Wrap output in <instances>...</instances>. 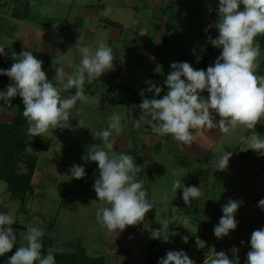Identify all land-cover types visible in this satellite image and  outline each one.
<instances>
[{
    "label": "crops",
    "instance_id": "1",
    "mask_svg": "<svg viewBox=\"0 0 264 264\" xmlns=\"http://www.w3.org/2000/svg\"><path fill=\"white\" fill-rule=\"evenodd\" d=\"M65 1L70 3V0ZM29 2L30 0H27V5L31 8ZM165 2L166 0H96V2L94 0L93 2H88L83 11L109 7L110 11L108 13L113 15L115 13L113 11L114 8L126 6L133 8L135 11H139L141 8L150 10L152 14L154 13V18H151V24L157 26L159 31L153 36L154 40L157 41L162 38L157 33L160 34L161 31L164 34L166 31L165 26L169 22V17L166 15L164 8ZM6 3L7 0H0V7ZM64 5L67 7L68 4L65 3ZM20 6L19 2H12L13 9ZM14 13L16 12L11 11V7L4 11L0 8V25H3V28L5 26L9 27L7 30L8 34L0 29L2 32V34L0 33V44L5 45L8 40L13 49L14 44L17 46L18 55L22 50H28L32 51L36 58L37 56H45V59H48L56 51V46L43 43L51 40L49 36L52 32L49 33L47 29H43L28 21L23 16L14 17ZM159 13L162 16L157 17L156 14ZM86 14H90V16H84L86 18L84 21L97 23L96 19L98 18V20L104 21L101 24L102 27L107 24L113 28L109 33L110 35H108L109 39H106L109 47L112 44L108 42L112 43V41L116 40L122 42L129 39L135 43L140 42L142 51H138V54L146 56L149 66L155 68L158 61L162 65L166 62L164 58H159V52H157L158 54H153L154 51H152L151 45L147 43L149 41H147L146 35L140 36L141 31L145 32V30L140 26L138 19L134 20V28L125 30L126 34L123 30L124 26L118 21L119 19L115 20L116 18L107 17L108 15L105 16L104 14L101 15L99 12L96 13V17L92 12H87ZM91 14L94 15V19ZM98 14L100 15L98 16ZM171 25L173 27L170 29L171 34L167 30L166 35H170L172 40H176L174 38L176 35L174 31L175 24ZM86 28V30L75 31L74 36L65 34L61 30V34L54 39L56 45L61 46L62 52H68L65 57L70 58L68 55H72L77 50L75 47L77 42L80 45V41L86 40L90 42L88 44L89 47L94 41L100 42L101 38L97 34L101 30L91 28L90 25H87ZM208 32L204 34L212 37L213 33L208 34ZM65 37L69 38L67 39L69 42H64L63 39H66ZM122 44L117 45L118 49L122 48ZM113 47H111L114 55L113 68L104 73V76L105 79H108L114 85L113 87L111 86V90L108 88L107 94L109 96L101 95L103 109H98V113L104 114V116H99L103 121L97 125V128L88 131L67 125L64 129L50 130L40 137L43 142L49 143L47 149H32L31 146L26 148V154H23V157L26 155L27 157H24L23 161L30 156L35 159L31 179L32 193L27 195L28 199L26 200L28 209L34 210V207H36L37 210L35 211L40 213V207L43 206L45 201L49 200L47 199L49 197L45 192V200H42L44 202L40 205L41 200L35 198L39 194L38 189L43 188L47 191L48 189L56 188L61 178L68 177L72 181L71 184L74 185V188L83 198L84 205L82 206L81 216L87 217V220L83 222L85 225L91 223L94 227L98 225L97 230L102 231L104 234V241L108 244L107 247L96 249L99 250V254L96 257H102L104 264H143L150 245H153L156 261L165 257L168 251L183 250L196 264H203L204 259L211 257L215 250L216 252H225L233 260V264H246L247 252L250 250L251 233L256 229L264 228V210L257 206L258 202L264 199V156L247 149V146L240 141V136L250 135L253 130L246 129L243 126H238L236 131L231 134H223L219 129L206 130L200 134L193 130L194 134H196V141L191 146L175 141L171 135L161 136L153 133L152 125L155 122L150 117L144 116L139 107H133L135 106L132 103L133 96L127 100V97L122 99L117 94V89L120 86V81L118 80L121 78L124 80L127 76V71L123 68L122 62L117 63L118 54L115 46ZM203 49L206 51L205 46ZM260 51L264 52V49L260 48ZM5 52L7 53L6 56H0V67L3 68L6 67L12 54H10L9 45L5 46ZM181 56L184 58L180 59L181 62L190 63L188 58L185 57L187 56L185 52H181ZM201 59L196 64L190 63L191 66L200 70ZM141 63H138V67ZM65 71L70 73L72 69L67 68ZM256 74L264 75V70L259 67L256 70ZM149 80L146 81V86L143 90L146 96L148 95L149 84H151ZM0 81L3 83L4 81L9 82L3 79H0ZM53 82L55 83V80ZM92 84L93 82H85L84 93H90L88 95L95 98L96 85L94 83L95 87H92ZM57 85H60L62 90L60 92L61 98H66L75 91V89L65 90L61 84L56 83L55 86L57 87ZM156 85L158 86V83ZM1 86L7 88V85L2 84ZM131 86L134 85H129L128 82L125 83V87L128 89L135 88L134 90L136 91H142L139 85L135 84L137 87L133 88ZM202 95L207 97L208 93L205 91ZM137 101L139 104L142 103L140 99ZM88 102V99L84 103L78 102L76 108L87 109L90 106ZM8 103H11V100L7 103L0 100V121L5 123H9L15 113L14 107L8 106ZM119 108H122V110ZM113 113L120 114L123 126L121 132H113L112 137H110L114 144L113 151L117 154L123 152L133 156L137 166H139L137 159H141L142 166L140 172L137 173V180L144 182L148 200L154 201L152 210L146 214L145 219L140 224L127 226L124 231L118 233H111L107 229L102 228L96 220L97 210L106 206L104 202L98 200L93 188L95 180L99 177V169L96 162L84 159L89 146H102V141L95 134L108 127L109 117ZM212 114L216 121H219L220 117L214 112ZM77 115L74 114L73 116L79 118ZM254 131L264 136V120L257 124ZM135 133L139 134L137 139L134 138ZM157 145L158 148L155 150L154 147ZM224 152H232V156L229 160V167L224 171H219L216 168L215 158ZM74 164L85 168L86 176L84 178L79 180L71 178L69 169ZM20 167L22 171L25 170L23 162ZM173 168L184 169L186 175L181 180L185 186L201 188L202 195L198 199L193 200L190 205H186L183 201V189H178L176 193L171 191L172 181L176 179V177L171 175ZM165 193H167L166 200L163 199ZM228 199L243 201L235 215L238 226L228 236L223 239H217L213 229L219 223L223 215L222 206ZM52 202L55 205L58 204L56 201ZM173 207L176 209L173 210ZM1 211L3 212L0 208ZM31 217L32 215H29V218ZM164 219L171 221L168 229V241L164 242L161 238H150L151 231L159 229L161 226L160 222ZM51 236V232L47 233V231H44L41 242L43 245L42 251L45 249V253L42 255H46L48 249L53 248L50 246V239H48ZM185 236L188 237L187 243H184L182 239ZM241 240H245V244L241 245ZM63 248H65L64 245ZM78 248L76 246L74 249L77 250ZM115 248L117 251L114 250ZM233 248L238 249V251L233 252ZM81 249L84 252V248L81 247ZM86 256L89 257L88 255ZM0 258L1 264L4 261L8 264L9 255L5 254ZM56 264L60 263L56 261ZM155 264H158V262Z\"/></svg>",
    "mask_w": 264,
    "mask_h": 264
},
{
    "label": "clouds",
    "instance_id": "2",
    "mask_svg": "<svg viewBox=\"0 0 264 264\" xmlns=\"http://www.w3.org/2000/svg\"><path fill=\"white\" fill-rule=\"evenodd\" d=\"M208 10L211 12V7ZM103 11L107 15L110 8L105 7ZM217 15L218 20L209 27H215L219 34L216 38L207 37V43L221 50L214 65L208 66L205 71L194 69L188 62L171 63V72L164 82L166 94L156 98L163 89L153 83L147 91L154 92L155 96L146 98L142 90L139 94L145 98L133 107H139L144 116L156 122L152 125L153 133L171 135L175 141L187 146L196 141L193 130L200 134L206 130L219 129L223 134H231L238 126H243L253 131L250 135L240 136L241 143L264 156V136L254 131L257 124L264 120V75L256 74L260 47L255 43L258 35H264V0H219ZM208 30L204 29L206 33ZM145 35L141 31L140 36ZM75 47L81 56L79 67L73 73L66 72L63 67L57 68L55 83L42 69L43 61L37 59L32 51L22 50L19 55L13 52L14 63L11 67L0 69V75L9 77L11 81L6 90L0 91V100L7 103L17 96L22 99L23 116L30 136L41 137L50 130L66 128V122L73 113L78 114L80 111L76 108L77 103H84L88 99L84 94L85 82L91 83L113 68V51L105 43L101 42L94 51L89 46L81 47L78 42ZM6 55L5 45L0 44V56ZM199 59L201 57L198 56ZM56 83L65 90L75 91L61 98ZM205 91L207 97L202 95ZM213 112L220 117L219 121H216ZM79 125H83L82 120H79ZM122 127L120 114L113 113L109 117L108 127L95 134L102 141V146H89L84 157L86 161L98 164L99 177L93 188L98 200L106 206L97 210L96 220L111 233L140 224L154 206V201L147 198L144 182L137 180V173L141 169L134 157L113 151L114 144L110 137L113 132H121ZM231 156L232 152H224L216 157L217 170H226ZM69 172L71 178L77 180L86 176L85 168L80 165L74 164ZM171 175L176 177L172 181L171 191L176 193L178 189H183L182 198L186 205L202 195L200 187L182 183L181 178L186 175L183 168H173ZM163 199H167V193ZM242 203L228 199L222 206L223 215L213 229L217 239H223L236 230L238 222L235 215ZM257 206L264 210V199ZM14 223L13 215L0 212V256L11 252L17 242L12 227ZM160 223L161 227L152 230L150 238H161L167 242L171 221L164 219ZM43 235L42 228L28 226L23 236V240L27 241L26 246L20 245L9 257L8 264H56L54 254L58 249L49 248L47 254L42 255ZM182 239L184 243L188 242L187 236ZM249 243L246 264H264V228L254 230ZM232 251L238 249L233 248ZM158 264L196 262L179 250L168 251ZM203 264H233V260L225 252L214 250Z\"/></svg>",
    "mask_w": 264,
    "mask_h": 264
},
{
    "label": "rangeland",
    "instance_id": "3",
    "mask_svg": "<svg viewBox=\"0 0 264 264\" xmlns=\"http://www.w3.org/2000/svg\"><path fill=\"white\" fill-rule=\"evenodd\" d=\"M93 1L94 0H70V3H68L65 0H30L29 4L31 8L29 7V11L26 13L24 9L27 4V0L16 9L12 8V2L18 3V1L7 0V3L0 8L2 11H4L11 7V11L13 10L19 12L20 16H23L28 21L35 23L43 29H47L49 33L52 32V34H50L49 36L51 40L49 42L47 40L43 44H50L51 46L55 45L56 51L52 55H48V65L46 64L45 56H42L43 58H38V56L37 59L43 61L42 69L46 70L45 73L47 77L49 79L52 78V80L54 81L56 70L57 68H59V66H62L64 70H66L67 68H69L70 70L72 69L70 73H73L79 67L81 60V56L78 50L74 51L72 55L69 54V58L65 57L68 52H62L61 46L56 45L54 39L57 38L59 34H61V30L64 31L65 34H72L74 36L75 31L86 30V26L90 25L91 28L101 30V32L99 33L98 31L97 34L101 38L100 42H92L90 48L94 51L101 42L107 45L106 39H109L108 35H110L109 33L113 28L105 23V27H102L101 24L104 21L98 20V18L96 19L97 23L84 21L86 19L84 16H90V14H86L87 12H92L93 14H95V17L96 13L98 12L101 15L104 14L103 9L98 8H95V10L86 9L88 10L86 12L83 11V9H85V5L88 4V2ZM65 3L68 4L67 7H65ZM218 3L219 0H166V2L164 3V8L166 11V15L169 17V22L168 25L165 26V30H168V32L170 33V29L173 28L171 24H175L174 31L176 35L174 36V38L176 40H172V38H170V35H166V31L164 34L160 31V34L157 33V35L161 37L166 36V39L163 42H161L160 39H158L157 41L154 40L153 36L156 35L158 28L157 26L151 24V18H154V13L152 14L150 10L141 8L139 11H135L133 8L126 6L123 8H114V16L108 13L107 17L116 18L115 20L119 19L118 21H120V23L124 26V32L125 30L127 31V28H134V20L138 19L140 26L145 30V34L148 39L147 41H149L147 43L151 45L152 51H154L153 54H158L157 52H159V58H164V60L166 61L165 63L168 65V68H170L171 63L177 62L178 60L180 61V59H184L181 56V52H185V54L187 55L185 57L188 58V60L192 64L198 63V56L203 58L204 55H207V52L205 50L201 51L204 46L206 47L208 37L204 34V29L208 28V34H214V27H209V25H214L218 20ZM209 7H211L212 9L211 12H209L208 10ZM242 8L243 5H241V9ZM93 14H91L92 18L94 16ZM100 14H98V16ZM156 16L160 17L162 16V14L159 13L156 14ZM8 28V26H5L3 28V25H0V29L3 30L6 34L9 33L7 31ZM1 30L0 33L2 34ZM68 37H65L66 39H63L64 42L68 41ZM108 43L112 44V48H114L113 46H115L118 54L117 63L122 62L123 68L127 71L126 78L124 80L122 78L118 80L120 81V86L117 89L118 96H121L122 99L127 97V100L128 98L130 99V97L133 96L132 103H135V101L139 99L143 100V98L145 97L152 98L153 96H155L154 92H148L147 96L145 95V97H142L139 94L140 91L134 90L135 88L133 87H137L139 85L140 90H144L146 81L148 79H150L149 82L151 84L158 83V86L161 87V83L165 75V72L162 68L163 65L158 61L155 68L149 66L146 60V56L143 54H138V51H142L140 49V42L135 43L127 39L122 42L116 40L112 41V43ZM88 44H90V42H87L86 40L80 41L81 47L89 46ZM120 44H122L123 46L122 48L118 49L117 45ZM6 45H9L10 54L15 52L18 55V49L15 48L14 50L10 41L7 40L5 42V46ZM126 48H131L133 50V53H128ZM180 49L181 51H179ZM193 49H195V53L193 52ZM263 58L264 52L260 51V55L257 58V63L262 70H264ZM139 62L142 63L138 67ZM170 72L171 68L169 73ZM126 82H128L129 85H134L131 86L133 89H128L127 87H125ZM94 83L96 85V99L89 96L88 94L90 93H84L89 100L88 103L90 104V106H88L87 109L78 108L80 109L77 115L79 116V118L73 116L68 122H66L67 125L72 127L76 126L80 130L92 131L93 129L97 128V125L99 123L103 121L99 116H104V114L98 113V109H103V101L101 100V95L104 94L105 96H109V94H107L108 88H110L111 90V86L113 87L114 84H111L108 79H105L104 74L93 81V84L91 85L92 87H95ZM2 84L8 86L10 83L5 81L3 83L2 81H0V91L6 90V87L4 88L1 86ZM135 84L137 86H135ZM151 84H149V86ZM57 88L60 90V92L62 91L60 89V85H57ZM119 109L122 110V108ZM74 114L77 113L74 112L73 115ZM79 120L83 121V125H79ZM138 137L139 134L135 133L134 138L137 139ZM32 152L34 151L32 150ZM23 153L26 154L25 152ZM24 157H27V155ZM71 182L72 181L68 177L61 178L60 181H58L56 188L48 189L47 191L43 188L38 189L40 195L38 194L35 198L41 200L40 205L44 202L42 200H45V192L49 197L47 198L49 199V202L45 201L43 203V206H41L39 209V213L35 211L37 210L36 207H34V210L28 209V205L26 204V200L28 199L27 196L25 197L23 208H21L22 205L20 201L9 197L6 191V184L0 180V208L3 210V212L9 213L15 218V223L14 225H12V227L14 229V234L17 236V242L14 245L12 251L6 253L7 255H9V257L14 254V252L20 245L26 246L27 241L23 240V236L26 235V229L28 226H36L42 228L43 231H47V233L51 232L52 236L47 238L50 239V246L59 250L58 255H60L59 260L61 264H69L66 260L65 262H62V260H64L63 258H68V256H71L72 253H75L76 249L74 248L76 246L79 247L80 250H82L81 247L84 248V253L89 257H96V255L99 254V250L96 249H103L104 247H107L108 244L106 241H104L103 232L97 230L98 225L94 227L91 223H87L85 225V223L83 222L87 220L85 214V217L81 216V210L83 209L82 206L84 205V202L82 201L83 198L74 188V185L71 184ZM51 200L58 202V204L55 205ZM78 214L80 215L78 216ZM29 215H32V217L29 218ZM63 245L65 248H63ZM114 250L117 251L116 248ZM44 253L45 249H43L42 251V254ZM156 262L158 261H156L154 253L149 257L148 255H146L143 264H153ZM78 263L82 264L83 262L78 261ZM3 264L7 263L4 261Z\"/></svg>",
    "mask_w": 264,
    "mask_h": 264
},
{
    "label": "trees",
    "instance_id": "4",
    "mask_svg": "<svg viewBox=\"0 0 264 264\" xmlns=\"http://www.w3.org/2000/svg\"><path fill=\"white\" fill-rule=\"evenodd\" d=\"M17 1L20 5H22L23 2H26V0ZM24 10L26 11V13L29 11V7L27 4ZM15 12L16 13L13 14L14 17H19L20 13L17 11ZM218 34V30L214 27V34L212 37L216 38ZM165 39L166 36H163L161 38V42H163ZM255 43L259 44V47L261 49H264V35H258L255 38ZM13 47L14 49H17V46L15 44L13 45ZM126 49L128 53H133V50L131 48ZM220 51V49L213 47L210 43H207V55H204L201 59L199 64L200 69L206 71L208 66L214 65L216 58L220 55ZM38 58H41V56H39ZM45 60L46 64L48 65V60ZM12 63H14V60L11 54L6 67H0V69H9ZM163 70L165 72L163 81L161 83V88L163 90L161 91L160 96L157 97L158 99L162 98L163 95H165V93L167 92V87L164 82L167 75L169 74L170 68H168V65L166 63H163ZM44 71L46 72V70ZM0 79L11 82L9 77L7 76L0 75ZM134 104L135 106H138L139 102L135 101ZM11 105L15 108V113L12 120L9 123L0 121V180L6 184V191L9 197L19 200L22 205L21 208H23L25 197L32 193L31 179L35 163V159H33L34 157L31 156L23 161V152L26 151V148L28 146L41 150L47 149L49 147V143L43 142L40 136L33 137L28 134L27 121L23 116V103L22 99L19 96L11 99ZM157 148L158 145L154 147L155 150H157ZM137 161L141 169V159H137ZM22 162L25 167V170L23 171L20 167ZM152 247L153 245H150L148 249V257L150 255L152 256V254L155 253ZM54 255L55 260L60 263V255H58V253H55ZM63 259L64 260H62V262H65L66 260L69 264H79L78 261H82V264H104V259L102 257H87L79 248L75 253H72L71 256Z\"/></svg>",
    "mask_w": 264,
    "mask_h": 264
},
{
    "label": "built area",
    "instance_id": "5",
    "mask_svg": "<svg viewBox=\"0 0 264 264\" xmlns=\"http://www.w3.org/2000/svg\"><path fill=\"white\" fill-rule=\"evenodd\" d=\"M207 21H208V19H207ZM8 106H12L11 103H8ZM241 241H243V243H241ZM241 241H240L241 245L245 244V240H241Z\"/></svg>",
    "mask_w": 264,
    "mask_h": 264
}]
</instances>
